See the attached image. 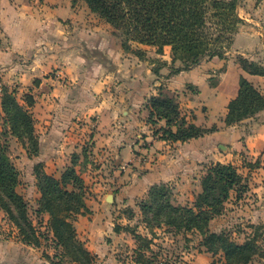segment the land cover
Masks as SVG:
<instances>
[{
	"label": "rangeland",
	"instance_id": "1",
	"mask_svg": "<svg viewBox=\"0 0 264 264\" xmlns=\"http://www.w3.org/2000/svg\"><path fill=\"white\" fill-rule=\"evenodd\" d=\"M79 5L84 13V4L79 2ZM93 15L87 12L84 17L91 23L102 26L101 30L105 35L113 36L122 45L124 43L127 46L130 43L129 50L125 49L130 56H125V62H117L114 58L106 56L105 52L98 50L96 59L103 61L105 65H95L89 60L86 62L87 68L92 71L95 67H99V74L105 76L108 81L106 90L103 89L97 97H94L91 103L92 108H83L84 105L80 104V100L76 101L75 97L61 96L57 92L50 95L46 92L50 87L73 86L74 81L70 80L69 73L63 71L62 67L54 65L48 72L45 70L40 72L38 75L41 78L33 76L28 82L5 78V74L0 73V145L19 171L17 190L28 202L31 220L39 230L44 231L46 235L49 234L46 228L47 214L38 216L36 212L41 198L39 177L50 174L61 179L66 170L73 168L81 178L80 183L83 189L80 193L88 205L87 211L76 214L77 219L84 215L97 218L100 229L96 231V240L98 237L102 240V233L106 235V239L100 244H105L107 240L111 243V227L120 225L129 231L136 230L150 239L151 251H147V259L151 261V264H228L221 248L222 240L207 238L206 234L209 231L202 233L197 229L186 230L167 224L161 225L157 221L160 216V210L157 207L149 212L144 209L143 204L150 196L148 191H144V187L136 186L142 176L139 173L146 167L144 161H141L140 165L139 149L149 146L144 136H148L149 132L152 135L156 129L164 126L151 123L150 113L147 117L152 128H146L137 121L133 124V119L124 120L125 116L121 112V109L130 105V102L133 110L131 112H134L135 104L132 103L138 99L136 93L142 94L144 91L142 86L146 84L136 80L138 72L143 74L150 83L147 87L150 90L145 106L149 105L152 93L173 96L179 102L182 114L186 113L191 118L195 108H203L207 111L208 106L202 104L201 100H196L199 106L190 102V99L192 100L199 92L193 84L182 85L175 90L171 87L172 74H178L179 72L175 70L184 67L181 61L155 58L150 50H139V44L128 42L126 37L111 24L107 26L105 24L108 22L103 18L97 14ZM230 51L229 54L232 57H238L239 54H236L234 50ZM134 56L145 58L142 59L144 64H141L144 65L143 70L138 71L140 62ZM208 59L204 58L202 61ZM76 73L78 72L74 71L73 74ZM90 76L92 73L89 70L85 79L91 81ZM50 77L54 81L47 80ZM212 82L215 83V81ZM27 94L34 95V105L28 106L25 100ZM4 100L8 101L9 106L14 105L16 101L20 106H24L27 113L18 114L16 117L13 113L6 112L2 105ZM50 105L53 107L49 109ZM82 110L84 111L81 112ZM134 113L137 115V112ZM21 123L24 125L17 127ZM217 123L205 129L208 132L218 131L220 128ZM236 123L239 122L232 125ZM30 126L34 127L33 136L26 134ZM247 130L249 128L245 126L244 131ZM21 131H25V135H20ZM126 138L130 144L136 146V159L125 160L122 154L114 153L116 149H112V147L123 146V143L127 142ZM215 151L219 153L218 146ZM237 158L239 159L233 156V161L237 162ZM250 162L244 159L241 163L247 166L253 165ZM214 163L216 162L212 160L196 168L195 177L200 178V185L208 168ZM236 167L239 166L236 165ZM74 178L72 176L69 179L70 183L67 185L69 189L74 188L71 182ZM160 186L168 192V197L175 206L192 207L202 191V186L198 189V182L196 184L192 178L188 185L182 184L180 180H174L161 182ZM75 189L79 188L75 187ZM235 194L236 190H232L230 198ZM151 200H153L152 197ZM231 201L229 199L225 202L220 213L215 212L209 222L210 231L238 243H244L256 234L255 252L249 262L241 264H264V225L251 223L240 204ZM245 203L244 199L241 204ZM79 227L82 226L79 225ZM82 230L85 229L82 228ZM129 231L123 232L116 242H112L121 264H131L132 256H136L134 249L139 244ZM0 236L14 237L21 241L20 228L2 207H0ZM51 238L46 240L41 237V244L37 247L44 249L45 256L46 250H50L52 252L50 258L57 260L58 258L54 257L55 253H62L64 249L62 247L55 249ZM62 262L76 264L69 256H64Z\"/></svg>",
	"mask_w": 264,
	"mask_h": 264
},
{
	"label": "crops",
	"instance_id": "2",
	"mask_svg": "<svg viewBox=\"0 0 264 264\" xmlns=\"http://www.w3.org/2000/svg\"><path fill=\"white\" fill-rule=\"evenodd\" d=\"M79 2L84 4V13ZM238 11L243 24L240 25L231 49L236 54L264 65V0H239ZM87 12L92 16L95 14L83 0H0V73L5 74V78L28 82L33 76L41 78L38 74L43 70L48 72L54 65L62 67L63 71L69 73L70 80L74 81L73 86L50 87L46 92L50 95L57 92L61 96L75 97L76 101L80 100V104L84 105L83 108H92L94 97L103 89L106 90L108 81L105 76L99 74V67L92 71L87 68L86 62L89 60L95 65L104 66L103 61L96 59L98 50L117 62H125V56H130V53L113 36L105 35L101 30L102 26L86 19L84 16ZM105 25L111 26L108 23ZM140 47L150 50L155 58L172 59L171 47L168 45L164 47L162 54L158 53L154 46ZM229 51L226 58L216 56L204 60L189 69L181 70L178 74H172L170 78V85L174 90L187 84L196 86L199 92L190 102L197 105V101L201 100L202 104L208 106L207 111L195 108L192 118L183 113L188 122H194L201 127H210L218 122L220 130L187 141L164 140L153 133L150 135L149 132L148 136H144L149 146L139 149L140 165L141 161H144L146 167L139 173L142 176L136 186L144 187L146 192L156 183L180 180L182 184L188 185L192 178L196 184L198 182L199 189L201 185L200 178L195 177L196 168L212 160L232 163L239 166L238 171L247 177L249 189L239 198L236 192L230 201L233 199L232 203L240 204L251 223L264 225V110L235 125H227L225 122L228 104L238 94L240 78L243 76L248 79L264 95V75L246 71ZM134 57L140 62L138 71L143 70L144 65L141 64H144L142 59L145 58ZM89 70L92 73L89 77L91 81L85 79ZM74 71L78 73L73 74ZM137 75L136 80L146 84L142 86V94L136 93L138 99L132 103L135 104L134 112H137V115L131 112V102L121 109V112L125 116L124 120L133 119V124L137 121L146 128H152L147 117L150 110L144 105L150 83L140 72ZM47 80L54 81L51 77ZM52 107L50 105L49 109ZM157 124L167 126L165 119H159ZM245 126L249 130L244 131ZM217 146L219 153L215 151ZM112 149H116L114 153L122 154L125 160L136 159V146L129 141ZM233 156L239 157L237 162L233 161ZM244 159L251 161L253 165L242 164ZM244 199L246 203L241 204ZM75 224L86 247L97 255L96 264H121L112 242H116L123 232L127 233L124 228L117 232L114 225L111 227L112 242L108 243L107 240L105 244H100L106 239V235L102 233V240L101 237H98L99 241L96 240V231L100 229V222L96 217L80 216ZM46 252L52 256L50 250ZM0 264L53 262L52 257L44 255V249L41 247L26 244L14 237L0 236ZM131 264H136L135 256H132Z\"/></svg>",
	"mask_w": 264,
	"mask_h": 264
},
{
	"label": "trees",
	"instance_id": "3",
	"mask_svg": "<svg viewBox=\"0 0 264 264\" xmlns=\"http://www.w3.org/2000/svg\"><path fill=\"white\" fill-rule=\"evenodd\" d=\"M83 1L92 12L121 32L128 42L154 46L161 54L164 53L165 46H170L172 61H181L184 66L175 70L178 72L199 64L204 58L210 59L216 56L226 58L243 22L238 11L239 0ZM128 44L126 46L123 43V47L130 48V43ZM139 50L145 51L142 47H139ZM237 60L249 73L264 75V65L249 60L243 55H238ZM25 100L28 106L35 103L32 94H27ZM2 105L6 112L13 113L16 117L18 114L27 113L24 106H20L16 101L14 105L9 106L8 101L4 100ZM148 108L151 123L157 124L159 119H165L167 122L166 127L154 131V134L161 139L187 141L208 133L205 127L188 122L182 114L179 102L173 96L153 95L149 100ZM262 110H264L263 93L242 76L238 94L228 104L226 124L240 122ZM22 123L17 127L24 125ZM33 131L34 127L30 126L26 134L33 136ZM211 131L213 130L209 132ZM24 132L21 131L20 135H25ZM18 176V169L0 145V207L9 213L10 218L20 228L21 241L37 246L41 244V237L46 240L52 237L55 249L60 247L64 249L62 253H55L54 257L58 259L53 258V264H64L62 262L64 256H69L76 264H96L97 255L86 247L75 225L76 214H83L88 210V205L80 193L83 189L81 178L75 169L66 170L61 179L50 174L39 177L41 198L36 212L38 216L45 213L49 215L46 222L49 232L47 235L39 230L30 218L28 202L17 190ZM72 176L75 177L71 181L74 188L69 189L67 185ZM160 185L161 183H156L150 186L148 189L150 197L143 204L148 212L156 207L160 210L157 219L159 224L171 225L177 229H197L202 233L209 231L206 234L207 238L222 240L221 248L228 264L249 262L255 252L256 234L246 242L238 243L209 229L210 220L215 212H221L225 202L230 199L231 191L236 190L239 198L249 189L247 177L240 173L234 164L216 162L208 168L201 181L202 191L192 207L175 206L168 197V192L161 189ZM120 230L122 226L116 225V231L120 232ZM129 232L139 243L135 248L136 264H151L147 259V251H151L150 239L136 230ZM46 256L50 258L47 253Z\"/></svg>",
	"mask_w": 264,
	"mask_h": 264
}]
</instances>
